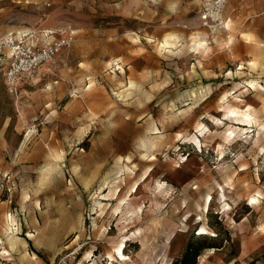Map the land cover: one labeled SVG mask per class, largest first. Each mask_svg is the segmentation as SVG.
I'll return each mask as SVG.
<instances>
[{"label": "rangeland", "instance_id": "374dc122", "mask_svg": "<svg viewBox=\"0 0 264 264\" xmlns=\"http://www.w3.org/2000/svg\"><path fill=\"white\" fill-rule=\"evenodd\" d=\"M63 32L16 93L0 62V264H264V0H0Z\"/></svg>", "mask_w": 264, "mask_h": 264}, {"label": "built area", "instance_id": "2783aa9c", "mask_svg": "<svg viewBox=\"0 0 264 264\" xmlns=\"http://www.w3.org/2000/svg\"><path fill=\"white\" fill-rule=\"evenodd\" d=\"M45 39L33 33L0 37V54H5L0 55V62L5 63V84L11 93L17 92L21 80L32 77L40 66L70 45L74 36L63 32L57 38Z\"/></svg>", "mask_w": 264, "mask_h": 264}, {"label": "trees", "instance_id": "16d2710c", "mask_svg": "<svg viewBox=\"0 0 264 264\" xmlns=\"http://www.w3.org/2000/svg\"><path fill=\"white\" fill-rule=\"evenodd\" d=\"M215 241V240H214ZM208 247H221V244L203 239L202 236H192L182 256L171 264H198V257Z\"/></svg>", "mask_w": 264, "mask_h": 264}, {"label": "bare ground", "instance_id": "6f19581e", "mask_svg": "<svg viewBox=\"0 0 264 264\" xmlns=\"http://www.w3.org/2000/svg\"><path fill=\"white\" fill-rule=\"evenodd\" d=\"M249 109V108H248ZM237 111V110H236ZM241 111V110H240ZM233 113H236V112H234V111H232ZM238 113L240 114V112L238 111ZM243 117H246V118H252L251 116V114L248 112V111H245V112H243ZM157 182V181H156ZM160 186V185H159ZM138 189H136V191H137ZM256 202V199L255 198H252L251 199V203H255ZM203 231V230H202ZM5 250V249H4ZM118 253H119V255H120V258H122V259H125L126 258V254L124 253V251H122L121 250V248L120 247H118ZM111 259H112V261H114L115 259H114V257L111 255Z\"/></svg>", "mask_w": 264, "mask_h": 264}, {"label": "crops", "instance_id": "0c3cea01", "mask_svg": "<svg viewBox=\"0 0 264 264\" xmlns=\"http://www.w3.org/2000/svg\"><path fill=\"white\" fill-rule=\"evenodd\" d=\"M4 35H7V34H4ZM4 35H0V37L4 36ZM4 147H5V144L4 142L0 139V162L2 160V155H4ZM4 264H8V263H4Z\"/></svg>", "mask_w": 264, "mask_h": 264}]
</instances>
